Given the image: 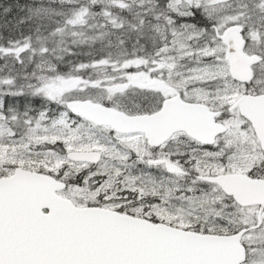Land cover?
Instances as JSON below:
<instances>
[{"label": "snow or ice", "instance_id": "6c2138e0", "mask_svg": "<svg viewBox=\"0 0 264 264\" xmlns=\"http://www.w3.org/2000/svg\"><path fill=\"white\" fill-rule=\"evenodd\" d=\"M0 264H264V0H0Z\"/></svg>", "mask_w": 264, "mask_h": 264}]
</instances>
